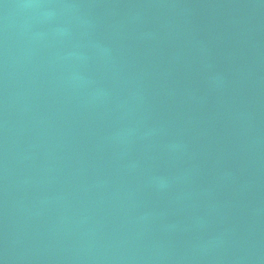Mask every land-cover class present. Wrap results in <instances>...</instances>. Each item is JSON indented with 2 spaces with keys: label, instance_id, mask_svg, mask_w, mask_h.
<instances>
[{
  "label": "water",
  "instance_id": "95a60500",
  "mask_svg": "<svg viewBox=\"0 0 264 264\" xmlns=\"http://www.w3.org/2000/svg\"><path fill=\"white\" fill-rule=\"evenodd\" d=\"M0 264H264V0H0Z\"/></svg>",
  "mask_w": 264,
  "mask_h": 264
}]
</instances>
